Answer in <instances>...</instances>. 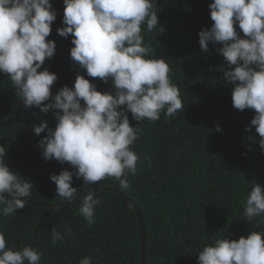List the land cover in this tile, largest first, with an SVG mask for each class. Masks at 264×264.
<instances>
[{"label":"trees","instance_id":"16d2710c","mask_svg":"<svg viewBox=\"0 0 264 264\" xmlns=\"http://www.w3.org/2000/svg\"><path fill=\"white\" fill-rule=\"evenodd\" d=\"M57 12L48 39L55 41L52 59L47 68L57 75L52 94L64 86L72 88L77 75H84L97 90L113 92L111 80L105 84L88 77L70 58L72 36L57 34L64 27L63 0H50ZM212 0H155L158 28L162 34L142 31L145 43L151 44L149 58H163L171 67V81L180 89L183 111L174 117L161 113L157 122L135 121L128 113L130 125L140 128V138L133 150L141 158L135 176L129 175L130 189L121 190L115 178L85 185L73 176L72 186L80 193L99 190L101 203L96 208V224L89 227L79 215V202L43 208L26 204L16 215L0 216L8 246L19 250L31 246L43 253L40 264H80L86 256L92 264H140L141 242L137 217L125 209L119 195L129 200L140 212L143 221L144 264H197L198 253L205 244L223 238L239 240L252 231H264V215L250 221L242 220L246 197L254 184L264 187V151L259 135L250 127L254 110L243 112L232 103V88L218 69L225 66L217 47L209 43L208 53L200 49L198 33L210 28L208 5ZM237 31L240 30L237 28ZM243 38L242 32L240 33ZM0 97L23 105L10 79L0 73ZM83 103V102H82ZM24 106V105H23ZM26 107V106H25ZM32 126L27 141L28 118L19 106L0 100V146H6L5 162L10 171L33 184L29 199L36 204L63 203L56 193L51 175L63 170L73 171L65 162L47 161L39 170L21 173L14 168H36L45 160L42 152L32 149L47 133L36 136L33 126L47 122L55 129L56 110L42 113L28 108ZM217 126L220 131H216ZM76 197V198H77ZM67 202V201H65ZM72 229L65 241L51 240L52 229Z\"/></svg>","mask_w":264,"mask_h":264},{"label":"clouds","instance_id":"9594fccd","mask_svg":"<svg viewBox=\"0 0 264 264\" xmlns=\"http://www.w3.org/2000/svg\"><path fill=\"white\" fill-rule=\"evenodd\" d=\"M63 4L64 27L56 31L66 39L73 37L70 58L88 77L105 84L111 80L113 92L101 93L84 75H77L72 88L64 86L52 94L58 77L47 68L40 70L56 50L55 41L48 39L57 19L50 0H0V73L10 79L27 108L44 114L56 110L55 129L41 122L33 131L36 136L47 133L38 142L45 161L55 159L72 167L73 171L50 176L61 201L72 202L80 195L72 186L73 176L85 185L111 177L121 190L130 189L128 177L136 175L141 158L133 150L140 128L130 125L128 113L140 124L145 119L159 121L162 112L174 117L184 109L180 89L169 75L171 67L163 58H149L152 47L142 35L144 27L155 35L165 31L158 28L155 0H63ZM208 8L214 23L198 33L200 49L208 53L209 43L222 45L215 50L226 67L218 70L233 86V107L254 110L245 131L255 128L264 151V0H212ZM6 155V146H0V216L9 217L26 206L21 198L29 199L34 186L10 171ZM100 203L92 191L79 202L78 213L89 227L96 224ZM262 215L264 187L254 184L241 219L249 223ZM71 234L70 227L64 232L54 227L50 237L55 244ZM197 256V264H264V231H252L238 241L215 239ZM42 258L43 253L30 245L9 247L0 231V264H40ZM80 264H92V257H84Z\"/></svg>","mask_w":264,"mask_h":264},{"label":"water","instance_id":"95a60500","mask_svg":"<svg viewBox=\"0 0 264 264\" xmlns=\"http://www.w3.org/2000/svg\"><path fill=\"white\" fill-rule=\"evenodd\" d=\"M1 101H8L11 102L19 107H21L27 114V118H28V130H27V141L30 144V130H31V126H32V118H31V113L29 111V109L25 106H23L22 104L18 103L17 101L7 98V97H0ZM32 149H34L37 152H42V150L38 149L35 146H32ZM47 163V161H45L44 163H42L40 166L36 167V168H25V169H21V168H14L16 171L21 172V173H25V172H33L36 170H39L42 166H44ZM12 167H9V169ZM94 194L99 193V190H95L93 191ZM86 195H83L81 197H77L75 200H73L72 202H63L60 203L59 205H45V204H36V203H32L29 201H25V204L28 205H32V206H38V207H43V208H49V207H57V206H61V205H68L74 202H79L81 201ZM121 202L123 204V207L125 209H129L132 210L133 213L135 214V216L137 217V221H138V229H139V238H140V242H141V253H140V264H144V259H143V250H144V235H143V231H144V227H143V221H142V216L140 214V212L137 210V208H135L133 206V204L127 200L125 197H123L122 195H119Z\"/></svg>","mask_w":264,"mask_h":264}]
</instances>
